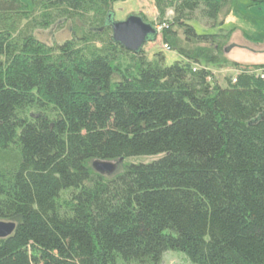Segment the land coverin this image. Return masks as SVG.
Instances as JSON below:
<instances>
[{
    "label": "trees",
    "instance_id": "1",
    "mask_svg": "<svg viewBox=\"0 0 264 264\" xmlns=\"http://www.w3.org/2000/svg\"><path fill=\"white\" fill-rule=\"evenodd\" d=\"M119 1L0 0V264H264V65L222 57L231 1L153 0L169 66L112 41Z\"/></svg>",
    "mask_w": 264,
    "mask_h": 264
},
{
    "label": "rangeland",
    "instance_id": "2",
    "mask_svg": "<svg viewBox=\"0 0 264 264\" xmlns=\"http://www.w3.org/2000/svg\"><path fill=\"white\" fill-rule=\"evenodd\" d=\"M176 1V0H169ZM217 1V0H216ZM231 12L226 18L222 29L228 32L229 39L221 47V55L230 62L238 63L241 66H259L264 65V3H256L253 0H230ZM114 22H122L126 18L135 16L144 23L152 27H158L165 24V21L171 16L167 11L161 24L157 20V12L153 6V0H122L113 5ZM190 25L195 32L200 35H218V27H212L198 20H192ZM37 40L46 44H60L70 38V31L64 28L61 31L49 28L38 30L33 33ZM158 39V40H157ZM156 37V42L148 43V58L154 53H162L165 59V65L169 66L178 61V56L162 49V43ZM229 70L216 73V77L229 74ZM154 158L135 157L111 162L114 169L111 174L103 177L112 180L120 176L127 167L131 165L146 164ZM115 162V163H114ZM91 164V163H90ZM161 264H190L181 252H166L162 256Z\"/></svg>",
    "mask_w": 264,
    "mask_h": 264
},
{
    "label": "water",
    "instance_id": "3",
    "mask_svg": "<svg viewBox=\"0 0 264 264\" xmlns=\"http://www.w3.org/2000/svg\"><path fill=\"white\" fill-rule=\"evenodd\" d=\"M112 41L122 49L138 53L145 44L156 38V31L151 25L144 23L140 18L131 16L122 22L110 21ZM121 161V160H120ZM91 169L99 175H109L114 169L111 162H92ZM16 228L13 222L0 221V240L10 237Z\"/></svg>",
    "mask_w": 264,
    "mask_h": 264
},
{
    "label": "built area",
    "instance_id": "4",
    "mask_svg": "<svg viewBox=\"0 0 264 264\" xmlns=\"http://www.w3.org/2000/svg\"><path fill=\"white\" fill-rule=\"evenodd\" d=\"M164 27V24L161 26H159V28L156 26V27H154V30L156 31V33H157V36L159 37V34H160V32H161V30H162V28ZM162 49L163 50H166V51H168L169 50V48L167 47V46H162ZM262 79H264V75L263 74H261V76H260Z\"/></svg>",
    "mask_w": 264,
    "mask_h": 264
},
{
    "label": "clouds",
    "instance_id": "5",
    "mask_svg": "<svg viewBox=\"0 0 264 264\" xmlns=\"http://www.w3.org/2000/svg\"><path fill=\"white\" fill-rule=\"evenodd\" d=\"M115 163V162H114Z\"/></svg>",
    "mask_w": 264,
    "mask_h": 264
}]
</instances>
